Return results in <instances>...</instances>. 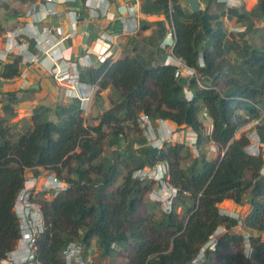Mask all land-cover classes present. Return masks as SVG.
Wrapping results in <instances>:
<instances>
[{"label": "trees", "instance_id": "obj_1", "mask_svg": "<svg viewBox=\"0 0 264 264\" xmlns=\"http://www.w3.org/2000/svg\"><path fill=\"white\" fill-rule=\"evenodd\" d=\"M141 1L143 14L166 19L140 21L143 30L156 26L149 37L155 51L163 49L168 27L174 28L173 54L195 70L198 79L180 77L178 67L153 64L136 50L81 70L82 82L98 84L99 92L112 91L111 107L101 113L97 126L86 124L78 104L55 110V120L50 118L51 110L41 106L34 109L29 128L13 140L11 127L0 117V260L9 255L20 236L14 207L25 186L26 171H34L37 177V170L43 168L61 179L62 170L69 168L76 175L69 179V187L57 194L51 191V200H40L46 223L37 241L41 264H65L63 252L73 241L87 249L95 243L103 258L122 252L129 255L127 264H264V159L248 153L250 140L245 133L236 138L245 125L262 117L256 129L264 144V53L245 40L264 19V0L251 11L223 9L221 13L211 12L217 0H203L208 3L206 9L196 13L180 0ZM226 16L246 23L239 35L244 38L240 52L246 57L244 64L251 66V75L245 66L234 71L226 62V54L239 53L236 35L225 28ZM20 66L18 57L5 66L2 77L19 76ZM202 81L211 85L200 87ZM4 110L13 112V107L5 105ZM203 113L212 121L211 133L203 123ZM142 115L194 132L199 156L185 165L191 155L188 144L164 143L154 148L147 145L145 136L122 148L120 139L126 130L140 131ZM104 128L112 130L109 146L118 149L111 164L96 168L93 164L103 153ZM206 145L217 148V159L207 158ZM159 162L168 165V182L178 189L170 211L156 212L158 203L146 204L145 197L156 182L136 176ZM86 165L103 171L102 177L92 183ZM120 166L127 170L125 180L107 192ZM226 200L249 205L243 228L258 234L248 238L250 253L245 236L235 229L239 221L219 207ZM145 207H149L145 213L151 214L147 217L143 216ZM222 226L227 231L211 249L208 244ZM230 247L237 251L227 252Z\"/></svg>", "mask_w": 264, "mask_h": 264}, {"label": "built area", "instance_id": "obj_2", "mask_svg": "<svg viewBox=\"0 0 264 264\" xmlns=\"http://www.w3.org/2000/svg\"><path fill=\"white\" fill-rule=\"evenodd\" d=\"M41 2L32 3L28 6V10L24 15V23L7 32L2 38H5V46L0 48V60L6 62L10 57H21L22 65H41L44 70H47L54 81L66 89V94L77 102L82 113L88 112V105L93 101L94 96L99 92L98 84H90L82 82L81 70L97 67L100 63L105 62L109 58H114L112 49V36L108 33L101 34L95 41V47L98 49L88 50L79 59H73L68 55L66 41L73 36L80 34L88 36L85 30H79L78 27L84 20L82 14L76 10L67 12L70 20V30L66 32L61 26L42 25L43 22L58 13L52 7L55 0H40ZM112 0H86L85 8L88 9L89 15L94 18L113 19L114 17L108 11ZM224 10H241L245 9V0H217ZM123 12L128 13L127 18L122 19V29L125 33L136 35L140 31V18L138 4L126 7ZM1 40V39H0ZM175 44L174 28L168 27L165 41L162 46L173 50ZM166 65L178 67L180 77L197 78L195 70L186 67L181 60L175 55L167 61ZM200 65L204 66V62L200 59ZM202 87V86H200ZM191 95H189L190 97ZM203 118L207 119L206 113H203ZM262 121V117L248 123V131L252 127L255 128L252 133H246L250 140L247 147L249 154L253 156L262 155L264 158V144L261 143L256 126ZM161 122L163 127L162 135L156 133L155 123ZM167 121L158 120L151 121L148 117L142 115L139 121L140 128L143 130L148 141V146L162 148L164 143L183 144L186 143L194 146L197 149V135L189 131L187 136L184 132L187 130H172V127L167 124ZM247 131V132H248ZM188 132V131H187ZM212 132V128L208 133ZM189 136L190 139L188 138ZM190 143V144H189ZM210 151L217 152L214 145L210 146ZM198 150V149H197ZM169 167L167 164L159 162L155 166L144 168L139 171L136 176L141 180H154L160 187L157 195V200L166 204L165 210L170 211L173 202L178 195V189L168 182ZM264 174V169L263 172ZM33 182H25L24 188L18 195L14 211L17 215L20 236L14 249L9 255L0 260V264H41L37 256V241L46 231V223L41 204L33 196L35 181L38 177L33 178ZM47 190L54 191L55 194L66 190L69 187L65 181L59 179L56 175H49L45 181ZM232 218L237 219L238 225L235 229L240 232L243 230V219L239 215L231 212H224ZM227 229L222 226L212 236L208 246L213 249L217 238L225 233ZM249 237H245L247 244V252L250 253ZM96 248H86L80 242H70L63 252L65 264H92Z\"/></svg>", "mask_w": 264, "mask_h": 264}, {"label": "crops", "instance_id": "obj_3", "mask_svg": "<svg viewBox=\"0 0 264 264\" xmlns=\"http://www.w3.org/2000/svg\"><path fill=\"white\" fill-rule=\"evenodd\" d=\"M112 1L113 2L108 7V11L114 18L106 19L104 17L94 18L92 15H89L88 9L85 8L86 0H55L52 7L56 10L58 14L56 16H51L47 18L42 25L61 26L66 32H68L70 30V20L68 18L67 12L69 10H76L84 17V20L78 27V31L80 29L85 30L88 32L89 35L82 36L80 34H77L73 36L70 40L66 41L65 47L67 48V53L68 55H71L73 59H79V57L85 54L88 50L98 49V45L95 47V40L103 33H108L112 36V49L110 52L114 54L115 60L126 56V53H128V50L130 49L132 50L131 55H133L136 50L137 52H139V50L135 45L129 44L130 39L135 42V39L142 37L143 40H145L144 38L150 36L153 29H156V26L152 25L149 30H143L140 25V31L136 35H130L125 33V31L122 29V19L128 17V13L123 12L125 8L134 4H138V15L140 20H145L150 23H154L156 21H166V19L163 15L156 16L143 14L141 10V0ZM40 2V0L35 1V3L38 4ZM258 2L259 0H256V3L252 6L249 11H251L258 4ZM184 3L185 4L183 5L189 8L186 3V0H184ZM200 3L201 9L205 10L208 5L207 1L200 0ZM31 4L32 3L25 4V11L22 15V18L24 17L25 12L28 10V6ZM212 5L222 7L220 4L217 3V1ZM245 7L247 8L246 0ZM241 23L242 26L246 28V23ZM15 28L16 27L10 29L9 31ZM0 39V48L2 49L5 46V38L4 40H2V36H0ZM162 48L163 49L159 52L155 51V59H151V62L153 64L157 63V61L158 63L167 64V61L174 56L173 51L170 48L165 46H162ZM140 54L144 57L142 53ZM15 59V57H10L6 60V62L0 60V117L5 119V113H12L15 116V114H17L18 112L23 111L25 113L24 116H28L29 114L34 112V109L36 107L41 106L46 108H52V106H54L55 111L59 108H68L70 106L77 105V102L71 99L66 94V89L58 85L48 73V71L44 70L43 67L39 64L25 66L21 63L19 76L13 79H4L2 77V74L5 66L7 64H11ZM105 98L106 97H104L103 102L96 106V111L99 112V115L104 111V105L106 106V103H109V108L111 107L110 101ZM5 105H11L13 107V112H6L4 110ZM15 105L18 106V112L15 109ZM94 106L95 103L94 101H92L88 105V112L82 113V116H87L90 112H92L95 108ZM168 125L170 126V124ZM155 127V131L158 136L162 135L163 124L161 122H156ZM224 203H226V206L230 208L232 207L234 209L237 206V204L232 200H226L224 201ZM224 212L231 211L225 209Z\"/></svg>", "mask_w": 264, "mask_h": 264}, {"label": "rangeland", "instance_id": "obj_4", "mask_svg": "<svg viewBox=\"0 0 264 264\" xmlns=\"http://www.w3.org/2000/svg\"><path fill=\"white\" fill-rule=\"evenodd\" d=\"M182 4L184 3V0H180ZM256 3V0H246V4H247V10L249 11L252 6ZM25 11V4L17 1V0H0V36H2V38L6 35V33L16 27L17 26H21L24 23V18H22V15L24 14ZM211 11L212 12H217V13H221L223 11L222 7L216 6V5H211ZM223 21L225 23V28L228 30V32H232L233 34L236 35V39H235V43L238 47V51L239 53H229L225 55L226 58V62L228 63V65L235 71L239 68V66H245L246 68V73L251 75V71L249 70L251 66H246L244 64V61L246 60V57H243L242 52H240L241 47L244 44V38L239 36L240 34H242L246 28L242 26V23L240 21H238L236 18H223ZM155 29H153L154 31ZM152 31V32H153ZM151 32V34H152ZM150 34V35H151ZM149 37H145L143 40V38H138L135 39L132 45H135L137 47V49L139 50V53H142L144 55V57L146 59H155L154 58V54H155V48L154 46L151 45L152 40L149 41ZM233 37V35L231 36ZM245 40L248 41V43L251 45L252 49H256L259 52H263L264 53V19L263 21H259L255 27L254 30L249 32L245 38ZM132 50H128V53H126L127 55L131 54ZM158 63V61H157ZM242 64V65H241ZM253 67H256L257 63L254 61L253 63ZM229 69V67H228ZM200 86H210V83H207L206 81H202L199 82ZM112 94V91L107 89V90H103L99 93H97L94 96V103H95V108L93 109L92 112H90L86 117L84 118L86 121L87 125L90 126H97L99 124V112L96 111V106L98 104H100L101 102H103L104 97H106L108 100L110 98V95ZM190 95V93H189ZM114 97V95H113ZM105 98V99H106ZM110 101V100H109ZM108 106V107H106ZM106 106L104 105V110L109 109V103H106ZM15 109L16 111L18 110V106L15 105ZM51 110V114H50V118L55 120V115H54V106H52V108H49ZM18 112V111H17ZM6 117V122L8 123V125L11 127L10 128V133L12 134V139H17L22 133H24L30 126L31 124V117L33 115V113L29 114L28 116H24L25 113L23 112H18L17 114H15V116L12 113H5L4 114ZM17 115V116H16ZM25 117V118H24ZM203 123L205 125V127L208 128V131L212 128V121L207 118L205 120H203ZM168 124H170V126L172 127V130H186L184 128H181L175 124H172L170 122H168ZM248 125H245L237 134H236V138L239 139L241 137L242 133H252V131L255 130V128H251L248 131ZM139 130H135V129H130V130H126L124 133V136L120 139V145L122 148L126 147L130 142H132L133 140H137L140 139L141 137L145 136L143 130L140 128L139 126ZM166 127H163V130H165ZM111 129L110 128H104V133H105V137L104 140L102 142V148H103V153L102 155L95 160L94 164L97 167L103 165V166H108L109 164L112 163V156H114V152L116 151V149H118V147H110L109 146V141L111 140ZM248 131V132H247ZM187 133H189V131H185L184 132V136H187ZM250 133V134H251ZM247 135V134H246ZM191 136H189L188 138L190 139ZM190 144V143H189ZM210 145H206L205 151L207 154V158L209 160H213V159H217L218 158V153L217 152H212L210 151ZM135 149L139 148V145L134 144ZM190 150H191V155L187 156L184 164H188L191 163L193 161V159H195L196 157L199 156V151L197 149L194 148V146H190ZM264 159V158H263ZM71 166H75V162L73 161ZM85 168L89 169L90 173V177L93 181H96L97 179L101 178L103 175V171H97L92 167H88L87 165L85 166ZM39 172V176L38 180L35 181V186H34V191H33V196H35L36 200L41 204L42 199H53L54 195L52 194L51 191L47 190L45 181L46 178H48L49 175H56L55 172L51 171V170H47V169H43V168H39V170H37ZM101 172V173H100ZM127 175V170L120 166L119 167V173L114 176V183L111 187L107 188V192H113L116 190V188L118 186H120L124 180L125 177ZM36 176L34 175V171L31 170H27L26 174H25V178L27 182H33V178H35ZM99 177V178H98ZM76 175L71 173V171H69V168H65L62 170V174H61V180L65 181L67 184L69 179H75ZM160 187L158 186V184H154L153 186V190L148 193L145 197V202L146 204H149L151 202H156L158 203V207L154 210L156 212H159L161 210H165L166 204L162 201H158L157 200V196H155V194L157 195V193L159 192ZM223 211L226 210H230L231 213L239 215L240 218L245 219L246 215L248 214L249 211V205H244V206H240L237 205L236 208L232 209V207H228L226 206V203H222L219 206ZM149 207H145L144 211H143V216L147 217L149 215H151L150 213H145V211H148ZM177 212L180 213V215H184V212L181 210V208L177 209ZM145 213V214H144ZM241 234H243L246 238L249 236H258V234L256 232H252L250 230H241L240 231ZM262 237V241H264V233L261 234ZM95 243H94V246ZM229 253H234L237 251V247H230L227 248L226 250ZM247 253V252H246ZM128 257L129 255H126L122 252L117 253L116 255H113L111 257L108 258H103L100 255V252L96 249V253L94 254V258H93V263L92 264H127L128 263Z\"/></svg>", "mask_w": 264, "mask_h": 264}, {"label": "water", "instance_id": "obj_5", "mask_svg": "<svg viewBox=\"0 0 264 264\" xmlns=\"http://www.w3.org/2000/svg\"><path fill=\"white\" fill-rule=\"evenodd\" d=\"M186 3L193 13H196L201 9L200 0H186Z\"/></svg>", "mask_w": 264, "mask_h": 264}, {"label": "clouds", "instance_id": "obj_6", "mask_svg": "<svg viewBox=\"0 0 264 264\" xmlns=\"http://www.w3.org/2000/svg\"><path fill=\"white\" fill-rule=\"evenodd\" d=\"M173 51V50H172ZM57 176V175H56ZM37 178V177H36Z\"/></svg>", "mask_w": 264, "mask_h": 264}, {"label": "bare ground", "instance_id": "obj_7", "mask_svg": "<svg viewBox=\"0 0 264 264\" xmlns=\"http://www.w3.org/2000/svg\"><path fill=\"white\" fill-rule=\"evenodd\" d=\"M125 13V12H124ZM233 209V208H232Z\"/></svg>", "mask_w": 264, "mask_h": 264}]
</instances>
